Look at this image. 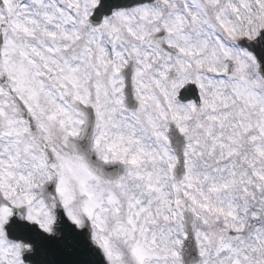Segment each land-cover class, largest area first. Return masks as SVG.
<instances>
[{
	"label": "snow or ice",
	"instance_id": "6c2138e0",
	"mask_svg": "<svg viewBox=\"0 0 264 264\" xmlns=\"http://www.w3.org/2000/svg\"><path fill=\"white\" fill-rule=\"evenodd\" d=\"M0 264H264V0H0Z\"/></svg>",
	"mask_w": 264,
	"mask_h": 264
}]
</instances>
